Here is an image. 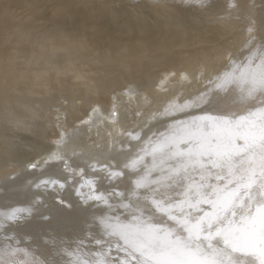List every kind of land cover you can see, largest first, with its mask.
Masks as SVG:
<instances>
[{
	"label": "snow or ice",
	"instance_id": "1",
	"mask_svg": "<svg viewBox=\"0 0 264 264\" xmlns=\"http://www.w3.org/2000/svg\"><path fill=\"white\" fill-rule=\"evenodd\" d=\"M213 5L214 0H174L177 8ZM255 7V0L247 6L228 0L225 15L245 21V46L230 52L203 88L173 93L140 125L121 126L122 158L81 164L68 151L72 136L61 131L47 160L5 172L0 264H264V35L258 34ZM205 73L202 68L200 75ZM177 78L189 76L163 74L158 89L167 94ZM138 93L139 86L130 83L122 94ZM116 99L110 108L89 103L81 126L119 125ZM11 123L29 126L25 119ZM53 164L62 174L18 183ZM49 198L58 209L77 210L73 234L37 239L21 233L37 214L51 218L39 213Z\"/></svg>",
	"mask_w": 264,
	"mask_h": 264
},
{
	"label": "bare ground",
	"instance_id": "2",
	"mask_svg": "<svg viewBox=\"0 0 264 264\" xmlns=\"http://www.w3.org/2000/svg\"><path fill=\"white\" fill-rule=\"evenodd\" d=\"M227 3L214 0L212 8L199 9L174 7V0H0V183L12 167L47 160L61 131L72 136L68 151L81 164L122 158L121 126L140 125L173 93L203 88L228 54L245 46V21L226 16ZM255 4L258 34L264 35V0ZM172 71L189 79L177 78L166 94L157 85ZM130 83L139 86L138 98L122 94ZM113 96L119 125L81 126L89 103L110 108ZM11 118L29 126L16 128ZM62 171L44 165L18 183ZM47 203L45 213L61 211L51 198Z\"/></svg>",
	"mask_w": 264,
	"mask_h": 264
},
{
	"label": "rangeland",
	"instance_id": "3",
	"mask_svg": "<svg viewBox=\"0 0 264 264\" xmlns=\"http://www.w3.org/2000/svg\"><path fill=\"white\" fill-rule=\"evenodd\" d=\"M55 151L54 149H52ZM16 198H20L17 196ZM45 207L41 206L39 213H45ZM77 210L72 211L61 210L51 216L49 220H42L40 215L32 218L28 223L23 226L21 233L30 234L35 238H39L41 234L52 233V234H65L71 236L76 227L77 221ZM38 220V223L33 221Z\"/></svg>",
	"mask_w": 264,
	"mask_h": 264
}]
</instances>
